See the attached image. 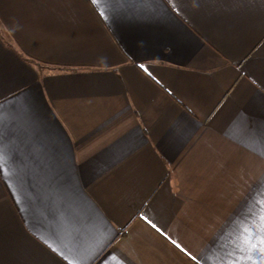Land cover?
Instances as JSON below:
<instances>
[{
    "label": "crops",
    "instance_id": "obj_1",
    "mask_svg": "<svg viewBox=\"0 0 264 264\" xmlns=\"http://www.w3.org/2000/svg\"><path fill=\"white\" fill-rule=\"evenodd\" d=\"M262 146L264 0H0V264H264Z\"/></svg>",
    "mask_w": 264,
    "mask_h": 264
},
{
    "label": "snow or ice",
    "instance_id": "obj_2",
    "mask_svg": "<svg viewBox=\"0 0 264 264\" xmlns=\"http://www.w3.org/2000/svg\"><path fill=\"white\" fill-rule=\"evenodd\" d=\"M91 2L93 3V5L98 6V9L102 5V0H91ZM100 14L103 16L104 12L101 10ZM5 163H6V155H5L3 148L0 147V170H3ZM261 219L264 220V217H261ZM259 235H260V243L264 245V226H262Z\"/></svg>",
    "mask_w": 264,
    "mask_h": 264
}]
</instances>
